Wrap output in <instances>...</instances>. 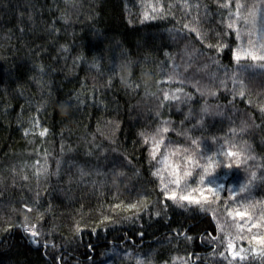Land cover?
<instances>
[{"label": "trees", "instance_id": "obj_1", "mask_svg": "<svg viewBox=\"0 0 264 264\" xmlns=\"http://www.w3.org/2000/svg\"><path fill=\"white\" fill-rule=\"evenodd\" d=\"M262 56L264 0H0V264H264Z\"/></svg>", "mask_w": 264, "mask_h": 264}, {"label": "snow or ice", "instance_id": "obj_2", "mask_svg": "<svg viewBox=\"0 0 264 264\" xmlns=\"http://www.w3.org/2000/svg\"><path fill=\"white\" fill-rule=\"evenodd\" d=\"M236 7H237V9H239V8H241V7H244V6L238 4V5H236ZM249 14H251V13H249ZM228 27L231 28L232 25L229 24ZM235 58H236L237 61L240 60V56H236ZM252 59L255 60V59H257V57H256V56H252ZM260 59H264V56L260 57ZM262 66H264V65H262ZM165 98H167V95H165ZM167 131H168L167 128H164V129H163V132H167ZM159 132H160V130H157V134H159ZM46 133H47V129H44V130L40 133V135L43 136V135H45ZM142 135H143V134H142ZM153 139H154V137H153ZM144 142H145V143H148L147 138L145 139ZM162 142H163V141L161 140V143H162ZM192 143H193V144H196L197 142H196L195 140H193ZM158 147H159V145L156 144V145H154L153 148L151 149V157H152L153 160L156 159V149H157ZM185 151H187V150H185ZM226 155H227V156H234L235 153L229 151V152L226 153ZM201 158L203 159V157H201ZM184 159H185L186 161H189V162H190V158H189V157H185ZM161 162H163V161H161ZM215 163H216V164H219L220 162L217 161V162H215ZM213 164H214L213 158H212L211 156H209V157L207 158V160H206V162H205V164H204L203 166L197 164V167H201V168H202V171H201V173H200V183L203 184V183L205 182V178H206V177H212L211 179H208V180H207V183H208V185H214V186H215V190L213 191V189H211V188H210L209 190H210V191H213V194H214V195H218V193H219L220 191H223V190H224V186H223V184L217 183V179H218V177H215L214 174H213V172L209 171V167L212 166ZM227 167L231 168L232 165L229 164V165H227ZM173 173H174V175L176 176V178H175V180H174L173 182L177 185V187H179V186H180V183H181V180H180V172H179V165L176 166V168L173 170ZM155 174H156V173H154V175H155ZM183 175H184V176H190V175H191V172H189V171H184ZM253 179H255V174H253ZM247 188H248V184H244V185H242V186L240 187L239 191H241V192L246 191ZM165 194L167 195V193H165ZM167 198H168V199H172V200H176V199H177L175 193H172V194H171L170 196H168ZM179 199H180V200H186V199H190V198L187 197V196H183V195H182V196L179 197ZM190 202H194V203H196V204H199V203H200L199 200H196V201H191V200H190ZM25 209H26L27 211H29V212L31 211V208H27V206H25ZM237 214H238V215H242V214H240V213H237ZM25 230L28 231V229H25ZM38 235H39V234H38L36 231H30V236H31V237L35 238V237H37ZM34 242H35V241H34ZM228 247H229V249H231V248L233 247V245L230 243V244L228 245ZM234 258H235V254H234ZM242 258H243V257H241V259H242Z\"/></svg>", "mask_w": 264, "mask_h": 264}, {"label": "bare ground", "instance_id": "obj_3", "mask_svg": "<svg viewBox=\"0 0 264 264\" xmlns=\"http://www.w3.org/2000/svg\"><path fill=\"white\" fill-rule=\"evenodd\" d=\"M122 48V47H121ZM146 118V117H145ZM195 148V147H194Z\"/></svg>", "mask_w": 264, "mask_h": 264}]
</instances>
